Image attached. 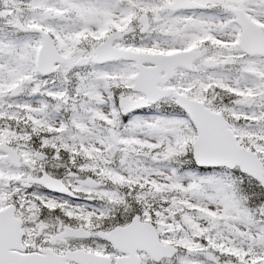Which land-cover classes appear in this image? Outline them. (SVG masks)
Returning <instances> with one entry per match:
<instances>
[{
	"label": "snow or ice",
	"instance_id": "obj_1",
	"mask_svg": "<svg viewBox=\"0 0 264 264\" xmlns=\"http://www.w3.org/2000/svg\"><path fill=\"white\" fill-rule=\"evenodd\" d=\"M0 264H264V0H0Z\"/></svg>",
	"mask_w": 264,
	"mask_h": 264
}]
</instances>
